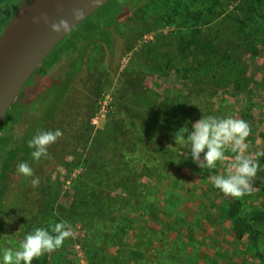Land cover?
I'll return each mask as SVG.
<instances>
[{
	"label": "rangeland",
	"instance_id": "374dc122",
	"mask_svg": "<svg viewBox=\"0 0 264 264\" xmlns=\"http://www.w3.org/2000/svg\"><path fill=\"white\" fill-rule=\"evenodd\" d=\"M170 95L193 101L186 138ZM114 153L125 183L96 177ZM42 223L76 264H264V0H110L71 31L0 124V264H36Z\"/></svg>",
	"mask_w": 264,
	"mask_h": 264
},
{
	"label": "water",
	"instance_id": "95a60500",
	"mask_svg": "<svg viewBox=\"0 0 264 264\" xmlns=\"http://www.w3.org/2000/svg\"><path fill=\"white\" fill-rule=\"evenodd\" d=\"M110 0H20L0 32V124L51 52Z\"/></svg>",
	"mask_w": 264,
	"mask_h": 264
},
{
	"label": "trees",
	"instance_id": "16d2710c",
	"mask_svg": "<svg viewBox=\"0 0 264 264\" xmlns=\"http://www.w3.org/2000/svg\"><path fill=\"white\" fill-rule=\"evenodd\" d=\"M19 1L20 0H14V3H16L15 5H11L12 7L5 6L4 9L2 10V11H5L6 14L8 15V19L4 22V24H2V29L4 28V26L8 22L9 18L12 16V14L16 10V8L18 7ZM195 17H197V16H195ZM198 18L200 19V17H198ZM198 18H196V19H198ZM215 25H217V23ZM215 25L212 26L213 28H209V30H212V32L209 33L208 35H214L213 33H218V30H219L218 28H217L218 30H214ZM220 25L221 26H219V27H222L223 25H225V21L221 22ZM105 27L106 26L102 27V29L95 30L94 32H92L91 36H94L96 38L104 37L105 41L109 42L110 36L105 31ZM206 31L207 30L204 29L202 31L195 32L193 35H199L200 33L204 34ZM186 35L189 36L188 33L186 32V33H184V35L181 36V38L185 39L187 37ZM190 36H191V34H190ZM81 41H79V38H76L75 41L71 40V42L69 44V49H67V53L69 54V59L71 60V63L69 64V69H70V65L73 62H77L76 60L82 58L81 53L77 52L78 51L77 45L81 44ZM198 41H199L198 43L200 46L205 47V48L207 47V46L202 45V43H204L205 40L202 41V39L199 38ZM209 42L210 41H208V43ZM213 52L216 53L215 50ZM202 55H205V54L202 52ZM205 58L206 57L203 56V59H205ZM148 63L151 64L153 62L151 60L150 61L148 60ZM165 102L167 103V106H168V111H167L168 112V118L173 123V125L176 127L175 131L177 132V134H174L173 131H170V132L173 133L174 137H176V138L181 137V136H184L186 138L187 137L186 134L188 133V129H189V124H190L192 118L194 117L190 113L191 110H193V108H194L193 101L189 100L185 97H182L181 95H178V96L177 95H170L165 99ZM49 114H50V112L48 113L46 120H45L46 125H48V123L51 121L49 119L51 115H49ZM151 115L152 116H150V118H148V119L147 118H145V119L141 118L142 122H140V120H138L139 121L138 122L139 130H140V133L143 135H147V136L150 134L153 135L154 130H153V128L151 129V127H153L156 122L160 121L159 117L157 116L158 114L154 113ZM165 127L166 126L164 123L161 126V129L165 128ZM51 131H52V128L47 129V132H51ZM123 135L122 136L124 137V141L132 139V137H131L132 134L130 133V131L124 132ZM123 142L119 143L120 145L122 144L121 146L119 144H116L114 151L119 153V148H121V147L124 148L125 150L129 151L126 147H128L130 145H131L130 150H132L133 148H136L135 147L136 142L129 144V145H124ZM118 153H114V155H105V156L102 155V159L100 157L101 161L99 163H97L98 165L94 168V169H97V174H96L97 176L96 177L98 179L105 178V177H107L108 173H112L113 177H118L119 181H122L123 183H125L124 179L121 177V174L125 175L126 171L128 172V170L125 168L128 165L123 164V163L118 164V162L114 161V159L115 160L121 159V156H117ZM140 162H142L143 166L145 165L142 160H140ZM82 181H83V184L86 183L87 176L82 177ZM123 204L126 205V202ZM29 215L26 216L27 217L26 219L28 220L27 222L32 223L33 219L30 218ZM35 219H37L36 216H35ZM45 221H46V219L44 218L43 222H45ZM38 223H40V220L38 221ZM36 230H39V232L36 234L34 233L33 237H34V235L38 236V234H40L43 237L42 240H34V243L37 244L36 247H38L34 252L36 264H76V263H73L68 258H65V259L60 258L58 255H55V253L49 254V252H50L49 250H52L54 247L58 246L60 235H61V233L58 232V230L55 227H51L48 223L47 224L42 223V225L37 227ZM91 231H94V228H91ZM141 248H142V246H141ZM46 249H48L47 252L43 253L42 251L46 250ZM155 252H156V250H155ZM153 256H154V254H153Z\"/></svg>",
	"mask_w": 264,
	"mask_h": 264
}]
</instances>
